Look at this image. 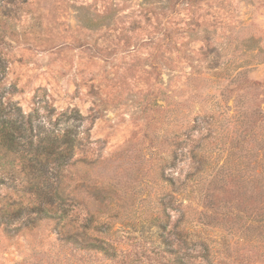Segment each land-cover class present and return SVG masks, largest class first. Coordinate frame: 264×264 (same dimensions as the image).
Returning a JSON list of instances; mask_svg holds the SVG:
<instances>
[{
	"label": "rangeland",
	"instance_id": "374dc122",
	"mask_svg": "<svg viewBox=\"0 0 264 264\" xmlns=\"http://www.w3.org/2000/svg\"><path fill=\"white\" fill-rule=\"evenodd\" d=\"M14 120L0 264L153 258L162 224L209 242L215 264H264V0H0V122ZM66 131L56 187L111 226L116 261L35 214Z\"/></svg>",
	"mask_w": 264,
	"mask_h": 264
},
{
	"label": "trees",
	"instance_id": "16d2710c",
	"mask_svg": "<svg viewBox=\"0 0 264 264\" xmlns=\"http://www.w3.org/2000/svg\"><path fill=\"white\" fill-rule=\"evenodd\" d=\"M1 124L5 130L8 131H3L2 136H0V149L7 153H14L15 149H18L19 146V144L16 143V136L19 134L17 132L20 130L19 126H17L18 120L0 122V125ZM8 124L10 126L7 127ZM29 131L32 132V128H28L27 132ZM56 139L59 140L58 142L62 146H64V150L68 154L65 155L64 151L58 158L54 159L56 164L50 175L54 180L56 179V181L50 184L51 180H48V189L50 188L51 195L53 196H51L52 198L48 199L49 201L46 202V205L50 207V210L39 207L35 214L39 219L44 216L42 214H45L47 219L57 222L56 227L59 230V235L62 236L60 241L66 242V244H72L74 248L79 251L99 253L107 260L116 261L118 258L117 249H115L109 239L103 235L111 232V226L105 222L95 220L94 217H86L80 221L78 218L79 214L73 213V210L75 209H70L68 207L72 205L63 197L59 185L56 187L57 180L61 178L62 171L69 165L70 159L72 158L70 151L72 152L75 147V140L71 138L70 131H66L63 135H58ZM57 140L54 139L53 145L57 143ZM30 145H32V142ZM39 178L41 177L37 176L36 180ZM1 217L5 218V215H2ZM11 220L12 219H9V221ZM36 220V218L31 219L30 224H36ZM263 221L264 219L261 220V223ZM168 226L169 225L165 224L160 226L162 229L160 240L163 247V251L160 254H156L153 258H144L145 255L139 254H135L133 258H131L130 255H127L124 260H122V263L215 264L214 260L216 256L209 242L200 236L193 234L190 235L179 231L178 229H180V227L178 224L173 227L174 230L168 232ZM98 234H102V237H99ZM199 259L201 261H198ZM240 262L242 264V261ZM222 264L227 263L223 262ZM230 264H235V262H231Z\"/></svg>",
	"mask_w": 264,
	"mask_h": 264
}]
</instances>
